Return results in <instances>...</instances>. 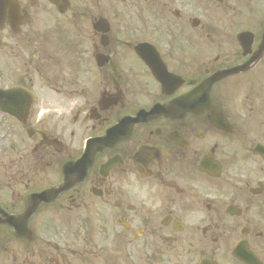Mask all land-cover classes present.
Listing matches in <instances>:
<instances>
[{"label":"flooded vegetation","instance_id":"af4514ba","mask_svg":"<svg viewBox=\"0 0 264 264\" xmlns=\"http://www.w3.org/2000/svg\"><path fill=\"white\" fill-rule=\"evenodd\" d=\"M17 1L2 42L38 98L26 127L0 116V264H264V0ZM151 41L169 93L135 51ZM246 63L211 104L165 109Z\"/></svg>","mask_w":264,"mask_h":264},{"label":"rangeland","instance_id":"374dc122","mask_svg":"<svg viewBox=\"0 0 264 264\" xmlns=\"http://www.w3.org/2000/svg\"><path fill=\"white\" fill-rule=\"evenodd\" d=\"M0 35H4V32H2V33H0ZM182 39H183V37H182ZM183 40H185V39H183ZM11 51H14L15 49L14 48H12V49H10ZM3 52H4V49H3V46L0 44V63H1V59H2V57H3ZM6 127H4L3 129H0V138H2V131L5 129Z\"/></svg>","mask_w":264,"mask_h":264}]
</instances>
